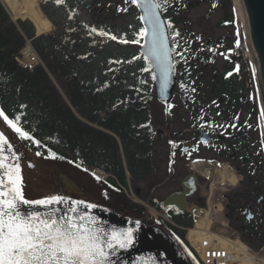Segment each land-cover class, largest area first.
<instances>
[{
    "label": "trees",
    "instance_id": "obj_1",
    "mask_svg": "<svg viewBox=\"0 0 264 264\" xmlns=\"http://www.w3.org/2000/svg\"><path fill=\"white\" fill-rule=\"evenodd\" d=\"M201 2L214 8L227 6L228 2L232 5V0H175L164 12L173 30L184 33L178 23L193 5ZM94 7L97 10L91 11L93 21L81 18L84 10ZM118 7L128 10L118 11ZM40 8L55 29L37 36L28 18L14 20L0 0V108L10 118L19 115L18 124L44 145L37 147L17 138L26 147L79 169L85 167V132H89V138L93 134L104 147L100 149L97 141L89 140L90 151L103 157L97 165L126 183V167L132 177L141 169L133 166L131 153L135 151L121 132H157L152 116L156 101L154 80L150 72L141 71L150 65L139 51L122 42L126 36L112 40L98 33L89 35V30L95 27L113 35L111 25L131 9H138L124 0H62L60 4L40 0ZM98 12L101 15L96 17ZM220 25L228 26L229 20L224 18ZM26 40L32 41L44 65L30 70L16 60ZM107 132L119 135L122 148L117 138ZM50 152H55L57 158H52ZM153 169L152 165L148 173ZM177 233L178 242L192 262L201 264L184 233Z\"/></svg>",
    "mask_w": 264,
    "mask_h": 264
},
{
    "label": "flooded vegetation",
    "instance_id": "obj_2",
    "mask_svg": "<svg viewBox=\"0 0 264 264\" xmlns=\"http://www.w3.org/2000/svg\"><path fill=\"white\" fill-rule=\"evenodd\" d=\"M222 40L226 42L213 34L180 33L178 42L181 49L189 48L188 59L184 62L177 58L180 80L176 102L165 107L171 119L176 118L178 132H121L135 151L131 153V159L133 166L141 169L139 175L132 177L126 167L127 179L122 183L112 172L103 171L97 165L103 160L102 154L90 151L89 140L97 141L100 149L104 147L98 143V137L92 134L89 138V132H85L82 174L95 183L91 182L96 186L94 194L101 195L102 200L87 197L82 200L131 217L136 216L134 214L142 216L146 212L142 205L146 204L142 202L148 201L156 213L149 215L148 223L163 225L174 232L175 229L163 220L164 216L168 215L174 221H185V214L175 207H165L164 200L172 192L182 191L186 179L193 183V194L186 200L187 207L192 202L205 200L210 189L218 185L215 194L221 193L230 223L239 235L252 244L264 240V146L261 144L264 117L252 84L244 80L231 56L232 49H227L229 44ZM193 88L195 92H192ZM201 115L204 119H197ZM231 124L235 127L227 126ZM111 134L122 144L117 133ZM170 141L175 142V146ZM163 154L164 159L161 158ZM199 163L205 168L207 166L210 173L198 170L195 166H200ZM152 165L154 169L148 173ZM224 167L233 172L235 180H224L221 173ZM158 169L165 172L158 184L152 185L151 192L135 186L137 182L152 178ZM96 176L100 179L97 180ZM170 181L178 185L160 194Z\"/></svg>",
    "mask_w": 264,
    "mask_h": 264
},
{
    "label": "snow or ice",
    "instance_id": "obj_3",
    "mask_svg": "<svg viewBox=\"0 0 264 264\" xmlns=\"http://www.w3.org/2000/svg\"><path fill=\"white\" fill-rule=\"evenodd\" d=\"M61 2L62 0H56L57 4ZM174 2L175 0H124L125 4L130 3L142 9L139 19L144 26L136 33L137 39L131 43L137 44L140 43V38L144 39L146 51L143 59L149 62L150 67L141 71L150 72L153 80L157 79L158 71L162 88L167 85L168 78L174 71L173 53L184 62H187L189 54V48L181 49L178 42L179 31L173 30L171 21L163 18V13ZM117 10L126 12L128 9L118 7ZM92 33L109 36L112 40L119 39L116 35L95 27H90L89 35ZM196 39L199 40L200 37ZM122 42L129 41L125 39ZM192 92H195V88ZM203 111L201 109L202 114ZM0 118L19 140L31 141L37 147L44 146L18 124L21 119L19 115L10 118L0 108ZM197 119L204 117L201 115ZM227 126L234 128L235 124ZM169 143L175 146V142ZM261 144L264 146V134ZM4 145L8 146L10 154L6 158L7 163L0 156V264H114L111 257L117 247L125 249L133 243V229H118L116 225L106 228L105 222L91 211L97 205L70 196L51 194L37 200L26 199L22 192V153L15 151L5 133L0 131V153L5 151ZM35 155L41 156L42 153L37 151ZM50 155L57 158L55 152H50ZM29 167L34 165L29 162ZM95 178L100 179L98 176ZM25 207L28 208L27 211H24ZM251 218L249 213V219ZM136 223L139 224V221Z\"/></svg>",
    "mask_w": 264,
    "mask_h": 264
},
{
    "label": "rangeland",
    "instance_id": "obj_4",
    "mask_svg": "<svg viewBox=\"0 0 264 264\" xmlns=\"http://www.w3.org/2000/svg\"><path fill=\"white\" fill-rule=\"evenodd\" d=\"M139 16L140 15L138 12L131 9L127 15L119 18L113 23V25H111L113 28V35H116L118 38L122 39L123 36H126V40L129 42L125 44H130L129 46L135 45L138 47L137 44H133L131 41L136 39L135 33L138 32L142 27ZM81 18L85 21L94 20L93 14L87 10L82 13ZM224 18L229 20V25L221 27L220 21H223ZM178 26L183 28V32L213 34L217 38L225 39L229 44L227 49H232L231 56L233 57L235 64L238 65L244 80H247L250 84H254V92L257 95V87L252 70V65L254 67V62L250 58V52H248L249 46L246 40L247 37L244 30V24L236 0H232V5L230 2H228L227 6H216L215 8L204 2L195 4L192 6L191 10L186 13L185 18L178 23ZM51 30H54L53 25ZM237 40H239V44H237ZM222 42L226 43L223 40ZM115 51L117 52L118 50ZM152 116L157 127L162 129L164 132H178L176 118L174 117L175 119H171L168 115V112L165 111V108L158 102H155L152 105ZM0 125L9 135L16 151L22 153V192L26 199L34 200L41 199L42 197L51 194H61L81 200L85 197L102 200L100 198L101 195L94 194L96 192V186L94 185L95 183L91 181L87 175H83L79 169L71 167L70 165H67L63 162L49 159L45 156L35 155V152L30 150L17 139L15 133L12 132V130L6 125L2 118H0ZM161 158H165L164 154L161 156ZM29 162L33 163L34 167H29ZM161 170L162 169L159 171L158 169L157 173L152 178L144 182H137L135 186L143 189L145 188L148 192H151L152 185H157L159 180L163 177L165 170L163 169V172ZM180 174L181 171L178 172V175H176L177 179ZM91 182L94 184H91ZM177 185L178 184L175 182L170 181L167 188L163 192H160V194H163L166 190H171ZM215 186L219 188L218 185ZM212 188L215 190V192L217 191V188ZM215 195L216 197H222L221 193ZM147 202H142L146 204V212L142 216L134 214L136 215L134 217L147 219L150 214H156L153 210L154 206L149 205ZM204 203L207 204L206 200ZM118 211L123 212L122 209ZM210 219L214 221L215 228H219L220 226V229H223L225 232H227L225 234L228 236L233 237L237 234L234 231L232 225H230L232 229H226L225 227H222L221 223L224 221V216L222 213L216 215L215 211L212 209L210 213Z\"/></svg>",
    "mask_w": 264,
    "mask_h": 264
},
{
    "label": "water",
    "instance_id": "obj_5",
    "mask_svg": "<svg viewBox=\"0 0 264 264\" xmlns=\"http://www.w3.org/2000/svg\"><path fill=\"white\" fill-rule=\"evenodd\" d=\"M241 2L256 58L261 96L264 105V0H241ZM139 10L142 14V9L139 8ZM163 18L165 19L164 15ZM145 51L146 44L143 39L140 52L143 55ZM156 76L155 86L158 101L161 103H170L173 99V91L177 84L175 63L174 71L169 76L166 86L163 88L161 87L160 74L158 71L156 72ZM6 138L9 141L7 136ZM4 148L5 151L0 153V156H3L5 158V163H7L6 158L10 153L7 150V145H4ZM187 181L188 180H185L184 183V192L171 194L166 199L164 203L165 206L176 205L179 210L184 209V207L179 204L184 202L187 195L190 194ZM32 207L36 208L37 206ZM27 210L28 208L25 207L24 211ZM38 210L43 211V209ZM91 211L96 217L105 222L104 226L106 228L116 225L118 229H133V243L125 249L117 247L114 255L111 257L114 264H190L178 244L163 229L148 226L145 220L122 216L105 207L97 206ZM137 221H139V224L136 223Z\"/></svg>",
    "mask_w": 264,
    "mask_h": 264
},
{
    "label": "bare ground",
    "instance_id": "obj_6",
    "mask_svg": "<svg viewBox=\"0 0 264 264\" xmlns=\"http://www.w3.org/2000/svg\"><path fill=\"white\" fill-rule=\"evenodd\" d=\"M4 3L6 7L9 9V11L14 15L15 18L26 17L30 19L35 24L36 29L39 34L50 32L52 28L51 21L43 14L39 6V0H4ZM236 3L239 7V12L242 16L244 30H245V34L247 37L246 40L249 46L248 52H250V58L254 62V67L252 65V70H253V74L256 80L257 88L259 89L260 87H259V77H258V72H257L256 58H255L254 50L252 48L251 39L249 36V29H248V25H247V21L245 17L244 8H243L241 0H236ZM259 97L261 96L259 95ZM195 167H197L198 170L203 168L202 172H205L208 174L210 173L208 171L207 166L206 168L205 166H202V165L195 166ZM224 168L222 169L224 180L226 179L228 181L235 180L234 178L235 175L234 176L232 175L233 172L231 173L230 170H228L227 168L225 169ZM210 211L211 210L209 209L201 211L203 212L204 215L200 217V220H198V224L190 230L189 235H190L191 240L199 241V240H204L209 237L211 240H215V241L218 240L220 244H222L225 247H228L230 250L236 249V248H243L241 246V242H239L237 239H230L220 234L217 235L212 230Z\"/></svg>",
    "mask_w": 264,
    "mask_h": 264
},
{
    "label": "built area",
    "instance_id": "obj_7",
    "mask_svg": "<svg viewBox=\"0 0 264 264\" xmlns=\"http://www.w3.org/2000/svg\"><path fill=\"white\" fill-rule=\"evenodd\" d=\"M36 61V57L29 58L30 66ZM243 248L229 249L219 241L204 239L200 251L205 264H264V245L258 249L247 244H241Z\"/></svg>",
    "mask_w": 264,
    "mask_h": 264
}]
</instances>
